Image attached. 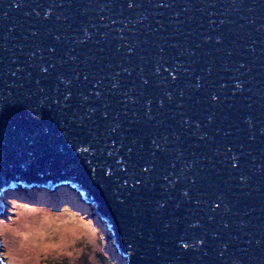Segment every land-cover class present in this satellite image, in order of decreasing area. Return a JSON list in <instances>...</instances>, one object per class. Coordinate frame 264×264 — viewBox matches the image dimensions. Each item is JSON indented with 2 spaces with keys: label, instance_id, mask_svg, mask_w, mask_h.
<instances>
[{
  "label": "water",
  "instance_id": "1",
  "mask_svg": "<svg viewBox=\"0 0 264 264\" xmlns=\"http://www.w3.org/2000/svg\"><path fill=\"white\" fill-rule=\"evenodd\" d=\"M127 3L0 0V215L8 191L66 185L105 224L125 264H264V0H136L141 6L132 9ZM221 35L223 46L215 39L202 44ZM130 44L138 45L131 57ZM189 47L191 55L184 51ZM67 53L77 59L68 61ZM41 62L55 64L56 74L80 77L73 98L65 100V86L35 69ZM121 67L134 71L128 75ZM141 67L150 80L143 97ZM115 72L127 88L114 91L128 96L109 100L121 124L112 132L99 114L82 120L80 106L102 108L94 96L83 97L103 78L97 90L112 98ZM197 77H203L202 87L187 88ZM161 99L165 107L158 115ZM148 100L157 120L144 115ZM179 114L201 129L194 123L182 128ZM210 115L215 118L208 125ZM159 120L165 123L156 127ZM221 221H231L232 228L223 230ZM184 242L190 247L183 249ZM0 264L8 263L0 256Z\"/></svg>",
  "mask_w": 264,
  "mask_h": 264
},
{
  "label": "rangeland",
  "instance_id": "2",
  "mask_svg": "<svg viewBox=\"0 0 264 264\" xmlns=\"http://www.w3.org/2000/svg\"><path fill=\"white\" fill-rule=\"evenodd\" d=\"M105 224L69 186L4 196L0 256L8 264H125Z\"/></svg>",
  "mask_w": 264,
  "mask_h": 264
},
{
  "label": "snow or ice",
  "instance_id": "3",
  "mask_svg": "<svg viewBox=\"0 0 264 264\" xmlns=\"http://www.w3.org/2000/svg\"><path fill=\"white\" fill-rule=\"evenodd\" d=\"M18 6H22V5H18ZM141 5H139L138 3H136V0H128V3H127V8L129 9H132V8H138L140 7ZM156 7L158 8H164V7H171V5H168V4H165V3H157L156 4ZM212 23H215V21H212ZM221 23H223V21H221ZM33 35H35V33H33ZM85 35L87 36V33H85ZM88 39H91V37H87ZM61 39L60 36H56L55 37V40L56 41H59ZM213 39H215V45L216 46H223L224 43H225V36L224 35H221L219 37H216V38H213L212 36H208L206 37L205 39H203L202 41V44H205L207 45L210 41H212ZM79 43H84V41H79ZM127 47V53L126 55L131 57L133 55H136V51L135 49L138 47V45H126ZM172 47H178V45H172ZM197 48H200V44H197ZM218 50L219 51H226V49H223L221 47H218ZM50 52L52 53H55L56 52V48L53 47V48H50L49 49ZM74 51V49L72 50ZM117 51L119 52V49H117ZM184 51H188L189 54H193L191 52V48H185ZM164 53V50L163 48H160L159 51H158V55H159V58L160 59H163V54ZM183 54V53H182ZM68 55V61H75L77 59L76 56H73L71 55L70 53H67ZM227 55L228 56H231L232 53L231 52H227ZM152 58V57H151ZM141 61L142 62H145L143 61V58L140 57ZM68 61H63V63H67ZM129 63H131V61H129ZM240 67H244V65H240ZM55 68V64H52V65H46L45 63L41 62L39 64H36L35 65V69L38 70V72L44 76V77H54L56 80H58L60 82V84H63L65 86V94H64V99L65 100H70L71 98H73L75 95H76V92L73 91V88H77L79 89V86L75 83L76 81H79L80 77L79 76H75V77H69L67 75H65L64 72H59V74H56L57 72H54L52 71L51 69H54ZM121 71L123 73H127L128 75H131L132 71H134V69H131L129 67H121ZM144 67H141L140 69V79L142 81L141 85L139 86L141 91L139 93V95L141 97H143L145 95V92L147 91V87L149 84H150V80L147 79V78H144ZM165 72L168 71L167 68L164 69ZM177 72L176 75H173L172 76V80L173 81H176L178 79V76H179V69H176L175 70ZM184 71H188V69H184ZM209 73H211L212 69L211 68H208L207 70ZM13 75H15V73H13ZM89 79V77L87 75H85L83 77V80L84 82H87ZM200 79H203V77H197V80L196 82L193 84L192 82H189V84L186 86L187 88H201L202 85L199 83V80ZM37 84L40 83V80H37L36 81ZM103 83V78L99 79V80H96L95 83L93 84L91 90H90V95H84V100L85 101H89L91 99L92 96H94L95 98V101H99L101 102L102 104V108L101 107H98L95 103H89L87 104V107H85V105H81V109L84 110V114L81 116V119L84 120V119H91L94 115H97L99 114L101 120L110 128V130L112 132H116L118 128L121 127V124L119 123V116L118 115H113L110 111H109V107H110V102L109 100L110 99H114L116 95H123L124 97H127L128 96V91H123L122 93H118L114 90H120V89H126L127 87L125 86L127 83L123 80L122 76H121V72H115L114 74H112L110 76V88L108 89L109 92L113 93L114 96L112 98H109L105 91L103 89L101 90H97L99 88V86ZM159 87V86H157ZM221 87H224V85H221ZM240 85L237 84V88H239ZM131 89H129L130 91ZM57 91H60L59 87L57 88ZM185 94L184 91H181L180 95L183 96ZM167 95V100L169 102H171L173 100V93L171 92H168L166 93ZM211 99L213 101H217L219 100V96L216 95V94H213L211 96ZM121 103H125V101H120ZM152 104H153V101L152 100H148V110L147 112H144V115L147 116L148 118V121H153V120H157V116H153L151 113L153 111L152 109ZM165 107V102L163 99H161L160 101V104H159V109H157V113L159 115L160 113V110L161 109H164ZM177 107H181V105H177ZM181 115V120H182V123H181V127H193V123H194V127L196 129V131L198 132L200 129H201V124L199 122H193L191 120V118H184V114H179ZM214 115H210L207 117V123L208 125H211L212 124V121L214 119ZM171 119L175 120L176 119V116H172ZM165 121L164 120H159L157 125H155L156 127H159L160 125H164ZM192 134V133H190ZM206 133L205 134H201L199 136V140L201 141H204L206 139ZM172 137L174 138L175 141H179L181 139V137L179 135L176 134V132H173L172 133ZM139 137L136 136V137H133V143H136L137 142V139ZM169 137L167 135H165L163 137V140L165 142V144H167V141H168ZM152 144L157 148H161V144L158 142V140L156 138H153L152 139ZM227 151L228 152H231L232 149L229 147L227 148ZM129 153H131V149H129ZM113 153L112 152H109L108 155L111 156ZM232 160L234 161L232 163V167L233 168H237L238 167V161H237V158L235 156L232 157ZM117 164H123L125 163V161L123 160H117L116 161ZM124 171H127V168L123 169ZM142 171L145 172V173H148L150 171V168L149 167H143L142 168ZM241 179H243V176H241ZM137 183H140V181H137ZM196 181L194 180L193 181V184H195ZM183 195L185 197H188V192H184ZM180 205L177 204L176 207L178 208ZM160 208H164L165 207V204L164 203H160L159 205ZM214 207L216 209H219L221 207V203L220 202H217L215 203ZM200 225H197V224H194L192 225L193 228H196V227H199ZM221 226H222V229L223 230H229L230 228H232L233 226V223L231 221H221ZM219 231H216V233L212 236V239L213 241H215L218 237H219ZM198 242L199 244L201 245H204L206 243V240L204 237H198ZM190 245L187 243V242H184L182 244V248L183 249H187L189 248ZM225 251H226V247H225ZM224 254V251H222L220 253V255L222 256ZM205 255H207V253H205Z\"/></svg>",
  "mask_w": 264,
  "mask_h": 264
},
{
  "label": "trees",
  "instance_id": "4",
  "mask_svg": "<svg viewBox=\"0 0 264 264\" xmlns=\"http://www.w3.org/2000/svg\"><path fill=\"white\" fill-rule=\"evenodd\" d=\"M120 257V259H122V257L121 256H119Z\"/></svg>",
  "mask_w": 264,
  "mask_h": 264
}]
</instances>
